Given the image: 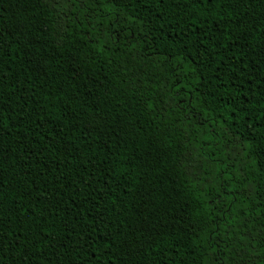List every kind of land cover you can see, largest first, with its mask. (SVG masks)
<instances>
[{
  "label": "trees",
  "instance_id": "obj_1",
  "mask_svg": "<svg viewBox=\"0 0 264 264\" xmlns=\"http://www.w3.org/2000/svg\"><path fill=\"white\" fill-rule=\"evenodd\" d=\"M0 264H264V0H0Z\"/></svg>",
  "mask_w": 264,
  "mask_h": 264
}]
</instances>
